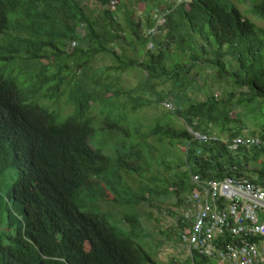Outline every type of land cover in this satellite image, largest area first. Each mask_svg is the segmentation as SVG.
Wrapping results in <instances>:
<instances>
[{
  "label": "trees",
  "instance_id": "1",
  "mask_svg": "<svg viewBox=\"0 0 264 264\" xmlns=\"http://www.w3.org/2000/svg\"><path fill=\"white\" fill-rule=\"evenodd\" d=\"M137 1L152 5L150 13L144 21L127 9L124 25L117 9L108 8L111 0H97L109 22L105 44L83 0H0V172L12 169L17 174L6 193L0 191V212H9V225L15 229L13 235L0 233V264H157L136 241L142 222L135 206L169 192L183 204L186 197L182 195L195 186L192 175L204 179L230 174L249 176L247 162L264 153V148L232 152L221 143L205 144L188 128L172 124H158L134 135L122 120L115 122L109 117L107 126L129 137V145L123 141L125 150L115 155L91 145L92 118L84 116L94 101L108 97L88 90L82 76L78 81L74 79V74L82 73L87 64L82 56L86 52H108L117 61L112 68L139 67L146 72L147 81L178 74L182 68L179 64L172 70L166 65L167 46L146 48L149 37L144 27L152 24L151 12L161 5L168 9L162 29H167L168 39L178 43L179 49L184 45L197 48L191 56L195 61L209 55V62L220 76L230 74L236 85L248 89L250 101L258 98L264 102V30L237 6L222 0ZM119 2L117 7L126 4ZM253 8L264 18V0ZM135 40L142 50L135 47ZM128 45L134 47L131 56L127 55ZM39 61L45 66L30 88L22 90L19 76L11 75L16 63L31 65ZM232 64L235 66L230 68ZM63 73L65 78L70 74L69 83L76 81L70 92L75 108L61 120L48 104L32 103L28 96L43 83L55 81V91L49 95L56 99ZM181 109L172 113L182 116L194 131L210 133V123L224 118L222 123L227 126L232 121L230 116H222L215 98L192 102ZM149 137L185 143L186 158L180 165L187 168L178 172L179 178L166 184L164 190L155 186L135 191L131 181L149 169L150 162L143 153L144 148H152ZM257 171L264 177V162ZM84 196L125 207L123 221L127 228L114 224L111 214L96 204L91 210L84 209L88 205L83 202ZM13 209L18 216H13ZM191 259L193 264L212 260L196 252Z\"/></svg>",
  "mask_w": 264,
  "mask_h": 264
},
{
  "label": "rangeland",
  "instance_id": "2",
  "mask_svg": "<svg viewBox=\"0 0 264 264\" xmlns=\"http://www.w3.org/2000/svg\"><path fill=\"white\" fill-rule=\"evenodd\" d=\"M262 0H222L226 5L237 6L241 12L251 21L256 23L264 30V18L255 13L253 6ZM125 2L122 7L116 6L117 16L124 22L125 10L129 9L132 15L146 20V14L150 13L152 5L137 0H120L119 4ZM124 4V3H123ZM2 5L9 10L5 2ZM83 7L101 34L102 41L107 44L106 31L109 30V22L104 15L101 5L97 0H83ZM148 26L144 27L146 30ZM167 29L155 35L156 49L167 46L166 65L168 70H172L174 65L179 64L178 74L171 77H160L155 81H147L146 72L139 67H129L125 70H117L111 66L116 65L117 61L112 54L101 52L93 54L86 52L82 59L87 64L82 68V73H75L74 79L79 80L82 76L83 84L88 90L98 92V95H105L106 100L99 98L94 101L87 110L84 118L91 120L94 133L90 137L92 146H100L104 152L111 155L122 153L125 149L123 141L129 145V137H125L123 132L107 126V118L117 122L122 120L123 124L129 128L134 135L140 132H147L148 129L156 127L158 124H172L177 127L193 128L186 120L172 111L176 108H185L192 102L205 101L215 98L218 102V110L222 116H230L227 126L223 125L222 118L218 123H210L209 131L212 134L225 136L231 131H236L239 127H250L253 132L262 136L264 132V102L262 99L249 100L246 94V87H239L234 82L230 74L220 76L217 68L209 62V55H202V60L195 61L191 57L196 53L197 48L184 45L179 49L178 43L167 38ZM129 35V34H127ZM170 40V44L169 41ZM124 45H127L123 43ZM200 45H197L199 47ZM135 47L142 50L139 42L135 40ZM127 55L133 54L132 46H127ZM147 48V45H146ZM69 61L72 58H68ZM41 61L31 65L18 62L15 65V72L11 75L19 76V85L22 90L27 91L32 85L34 77L42 71ZM235 65L232 64L230 68ZM54 71L57 67L49 66ZM85 73V74H84ZM64 77V80L62 81ZM70 74L65 78V73L60 75L59 88L56 99H50V93H54L55 81H47L38 89L29 93V101L41 106L49 105V109L58 114L63 120L74 111V103L71 100L70 92L75 86L69 83ZM153 82V83H152ZM54 101L56 102L54 104ZM59 102V103H58ZM181 109V110H183ZM229 128V130L227 129ZM249 128V129H250ZM128 138V139H126ZM148 143L152 148H144L143 153L150 162L149 169L135 176L131 181L133 190L138 191L140 187H155L164 190L168 183H173L179 176L178 172L187 167L180 165L185 160L187 145L170 140L160 142L159 137H149ZM97 145V146H96ZM264 162V153L257 156L255 160H250L246 164L248 174H259L257 169ZM181 166V167H179ZM17 179L15 170L9 169L0 172V191L5 194ZM191 192V191H190ZM190 192L183 194L187 198ZM186 198L184 202L186 201ZM83 202L91 210L96 206L104 212L111 214L110 220L124 228L127 224L123 221L126 208L110 200H95L84 196ZM182 202V203H184ZM82 202L80 203V205ZM182 205L178 197L172 193L161 194L153 198L152 201H145L134 210L140 216L142 222L141 233L136 241L148 250L157 264H193L192 254L179 237L178 218L182 212ZM13 216H18V212L13 209ZM9 212H0V233L9 235L15 234L14 226L9 225ZM87 250L89 246L87 245ZM208 264H220L216 260L208 261Z\"/></svg>",
  "mask_w": 264,
  "mask_h": 264
},
{
  "label": "built area",
  "instance_id": "3",
  "mask_svg": "<svg viewBox=\"0 0 264 264\" xmlns=\"http://www.w3.org/2000/svg\"><path fill=\"white\" fill-rule=\"evenodd\" d=\"M116 6L117 0H111L108 8ZM151 14L152 24L145 30L148 49L155 48V35L165 27L168 9L161 5ZM249 128L225 136L191 132L202 143H221L232 152L264 148V139ZM192 181L195 186L177 222L180 240L190 253L220 264H264V177L230 174L204 179L194 174Z\"/></svg>",
  "mask_w": 264,
  "mask_h": 264
},
{
  "label": "bare ground",
  "instance_id": "4",
  "mask_svg": "<svg viewBox=\"0 0 264 264\" xmlns=\"http://www.w3.org/2000/svg\"><path fill=\"white\" fill-rule=\"evenodd\" d=\"M39 162V161H38ZM41 163V162H40ZM129 233V232H128Z\"/></svg>",
  "mask_w": 264,
  "mask_h": 264
},
{
  "label": "crops",
  "instance_id": "5",
  "mask_svg": "<svg viewBox=\"0 0 264 264\" xmlns=\"http://www.w3.org/2000/svg\"><path fill=\"white\" fill-rule=\"evenodd\" d=\"M183 204H185V202Z\"/></svg>",
  "mask_w": 264,
  "mask_h": 264
}]
</instances>
